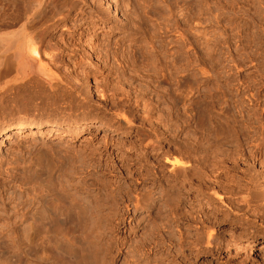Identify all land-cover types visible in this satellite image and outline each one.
<instances>
[{
  "label": "rangeland",
  "instance_id": "obj_1",
  "mask_svg": "<svg viewBox=\"0 0 264 264\" xmlns=\"http://www.w3.org/2000/svg\"><path fill=\"white\" fill-rule=\"evenodd\" d=\"M24 1L25 10V4L37 3ZM71 1H54L69 7L58 16L47 10L40 27L30 19L29 23L37 24H29L26 33L30 31L31 42L37 39L32 43L38 54L28 53L41 72L22 70L13 62L6 75L4 69L0 73V130L36 120L63 126L68 120L73 123L60 137H47L41 131L31 135L28 130L9 132L0 139V264H61L53 261L56 255L66 256L51 251L45 243L32 247L24 244V226L32 220L26 217L17 221L23 213L41 211L42 193L35 184L40 175L52 189L45 192L46 198L58 201V211L68 210L71 215L68 224L73 231L66 245L74 247L75 242L83 241L88 264H184L183 231L187 234L188 264H264L263 219L254 221L255 210L243 203L241 207L230 205L224 189L226 176L214 174L221 181L215 191L225 201L207 190L188 191L183 199L181 191L182 199L167 207L165 200L156 196L160 195L161 183L171 177L170 164L161 160L155 170L152 163L157 152L161 151L160 157L167 150L182 160L178 148L182 132L205 126L214 131L228 127L242 131L243 152H264V147L257 146L259 136L264 137V0ZM7 6L6 0H0L1 34L15 29L9 25L18 18L17 6L13 4L10 10ZM88 10L92 16L104 18L103 28L93 32L88 25L92 18L84 13ZM39 32L40 40L33 37ZM130 37L135 39L128 40ZM156 38L164 39L165 45L156 43ZM160 44L165 47L164 54L158 51L153 55L154 49H163ZM159 55L163 64L157 61ZM128 56L136 62L131 65ZM147 62L151 64L147 66ZM118 109L130 123L115 129ZM206 118L211 124H206ZM86 120L91 126L82 125ZM130 147L133 150L127 152ZM143 151L149 154L147 158L141 157ZM260 160L245 161L240 166L246 172L262 171ZM139 164L141 171L136 170ZM152 171H160L164 179L158 181ZM138 172L148 177L136 179ZM26 180L27 185L23 183ZM150 188L156 192V202L148 209L134 208L128 202L129 213L121 226L116 224L122 211L114 203L122 192L132 195V190L142 193ZM209 196L215 199L211 204L206 202ZM184 207L193 216L188 229L180 219ZM117 211L120 213H114ZM234 211L249 216V220L238 218ZM205 225L224 240L219 253L195 242L196 228ZM157 238L156 246L149 242Z\"/></svg>",
  "mask_w": 264,
  "mask_h": 264
},
{
  "label": "bare ground",
  "instance_id": "obj_2",
  "mask_svg": "<svg viewBox=\"0 0 264 264\" xmlns=\"http://www.w3.org/2000/svg\"><path fill=\"white\" fill-rule=\"evenodd\" d=\"M32 1V0H31ZM54 1L56 0H37V3H33V6L27 5V6H32L30 7L31 9H29L27 11V6L25 4L26 10L22 9L23 4L25 3L24 0H6L7 3V8L10 10L11 6L13 4H15V6H17L18 9V18L15 19V21L11 22L10 26L15 27V29H12L8 32H4V34L0 33V69L2 71H0V73H4L5 71V75L7 70V67L11 66V64L14 62L16 65H18L20 67V69L22 70H26V69H30V71H32L33 68H35L36 72L41 69H36L38 68L35 64V59L32 58L28 52H32L33 54H38L36 51V48L34 46L35 43L34 40H32L31 42V35H29V32L26 33V29L30 26V25H34V23L37 21V23H39V27L41 26L42 22L45 20V14L48 11H52L54 14H52V16H58L60 15L61 11L64 10L63 8H68L69 5H59L57 4V2L55 3ZM71 1V0H70ZM137 1V0H136ZM189 1V0H188ZM206 1V0H205ZM229 1V0H228ZM243 1V0H242ZM253 1V0H252ZM255 1V0H254ZM60 2V1H59ZM72 2V1H71ZM161 2V1H160ZM174 2V1H173ZM214 2V1H213ZM222 2V1H220ZM230 2V1H229ZM263 2V1H262ZM116 3V2H115ZM133 3V2H132ZM180 3V2H179ZM200 3V2H199ZM231 3V2H230ZM237 3V2H236ZM244 3V2H243ZM70 4V3H69ZM121 4V3H120ZM147 4V3H146ZM208 4V3H207ZM110 5V4H109ZM132 5V4H131ZM148 5V4H147ZM114 6V5H113ZM227 6V5H226ZM73 7V6H72ZM121 7V6H120ZM145 7V5L143 6ZM71 8V7H70ZM149 8V7H148ZM173 8V7H172ZM184 8V7H183ZM210 8V7H209ZM225 8V7H224ZM151 9V8H150ZM231 9V8H230ZM243 9V8H242ZM90 10V9H89ZM85 11L84 13L86 14L87 17L92 18L90 24H88L90 27L93 28V32L95 30H100L101 28H103V20L100 17L96 16H92L91 15V11ZM145 10V9H144ZM241 10V9H240ZM17 11V10H16ZM15 11V12H16ZM65 11V10H64ZM84 11V10H83ZM107 11V10H105ZM147 11V10H146ZM13 12V11H12ZM104 12V11H102ZM182 12V11H181ZM200 12V11H198ZM236 12V11H233ZM66 13V12H65ZM96 13V12H95ZM132 13V12H131ZM183 13V12H182ZM187 13V12H186ZM191 14V12H188ZM196 13V12H194ZM244 13V12H243ZM98 14V13H97ZM136 13H134L135 15ZM145 14V13H144ZM174 14V13H173ZM180 14V13H179ZM189 14V15H190ZM242 14V13H241ZM196 15H198L196 13ZM232 15V14H231ZM1 16V15H0ZM16 16V17H17ZM160 16V15H159ZM192 16V15H191ZM190 16V17H191ZM203 16V15H202ZM105 17V16H104ZM140 17V16H139ZM138 17V18H139ZM189 17V18H190ZM215 17V16H214ZM108 18H110L108 16ZM137 18V19H138ZM196 18V17H195ZM1 19V18H0ZM31 20H36L34 23H29ZM44 19V20H43ZM6 20V19H5ZM12 20V19H10ZM48 20V19H47ZM112 20V19H111ZM114 20V19H113ZM112 20V22H113ZM117 20V19H116ZM187 20V19H186ZM8 21V20H7ZM109 21V19L107 20ZM176 21V20H175ZM195 21V20H194ZM203 21V20H202ZM33 22V21H32ZM85 22V21H84ZM87 23L89 21H86ZM111 22V21H110ZM205 22V21H204ZM4 23V22H3ZM9 23V22H8ZM36 23V24H37ZM114 23V22H113ZM176 23V22H175ZM198 23V22H197ZM196 23V24H197ZM203 23V22H202ZM30 24V25H29ZM35 24V25H36ZM110 24V23H109ZM112 24V23H111ZM138 24V23H137ZM177 24V23H176ZM187 24V23H186ZM34 25V26H35ZM113 25V24H112ZM135 25V24H134ZM168 25V24H167ZM188 25V24H187ZM191 25V24H190ZM33 26V28H34ZM110 26V25H109ZM123 26V25H121ZM138 26V25H137ZM144 26V25H143ZM200 26V25H199ZM5 27V26H4ZM44 27V26H43ZM135 27V26H134ZM160 27V26H159ZM37 27H35L36 29ZM107 28V27H105ZM130 28V27H129ZM166 28V26H165ZM195 28V27H194ZM200 28V27H199ZM198 28V29H199ZM32 30V27L30 28ZM29 29V30H30ZM160 29V28H158ZM180 29V28H179ZM42 30V29H41ZM137 30V29H136ZM140 30V29H139ZM142 30V29H141ZM146 30V29H145ZM156 30V29H155ZM162 30V28H161ZM196 30V29H195ZM194 30V31H195ZM143 31V30H142ZM164 31V30H163ZM176 31V30H175ZM178 31V30H177ZM33 32V31H32ZM37 32V31H36ZM41 32V31H40ZM39 33H36L37 36L33 37H37L40 35ZM165 32V31H164ZM168 32V31H167ZM166 32V33H167ZM173 32V30H172ZM141 33V32H140ZM202 33V31L200 32ZM31 34V33H30ZM35 34V35H36ZM39 34V35H38ZM144 34V33H143ZM181 34V33H179ZM162 35V34H161ZM160 35V36H161ZM197 35V34H196ZM91 36V35H90ZM147 36V35H146ZM202 36V35H201ZM157 37V36H155ZM154 37V38H155ZM159 37V36H158ZM183 37V36H182ZM41 38V37H40ZM39 38V40H40ZM86 38V37H85ZM154 38L150 37L151 40H154ZM161 38V37H160ZM164 38V37H163ZM128 39V38H127ZM135 39V38H134ZM130 37V39L128 40H134ZM157 42L156 43H164V39H160L156 38ZM169 39V38H168ZM38 40V41H39ZM172 40V38H171ZM37 41V39H36ZM141 41V40H140ZM170 41V40H169ZM177 41V40H176ZM155 43V41H154ZM33 44V45H32ZM39 44V43H38ZM36 43V45H38ZM117 45L120 43H116ZM153 44V43H152ZM161 47H163L164 45ZM174 44V43H173ZM172 44V45H173ZM144 45V44H143ZM157 45V44H155ZM176 45V44H175ZM178 45V44H177ZM40 46V45H39ZM159 46V44L157 45ZM156 46V47H157ZM169 46V45H168ZM181 46V45H180ZM160 47V46H159ZM157 47V48H159ZM183 47V46H182ZM200 47V46H199ZM120 48V47H119ZM164 48L163 49H154L152 52V54L154 55L153 52L158 53V51L160 52V55L164 54ZM179 48V47H178ZM129 49V48H128ZM171 49V48H170ZM109 50V49H108ZM112 50V49H111ZM114 50V48H113ZM130 50V49H129ZM133 50V49H132ZM146 51V50H145ZM167 51V50H166ZM241 51V49H240ZM244 51V50H243ZM111 52V51H110ZM109 52V53H110ZM137 52V51H136ZM247 52V51H246ZM99 53V52H98ZM112 53V52H111ZM122 53V52H121ZM129 53V52H128ZM132 53V52H131ZM155 53V54H156ZM173 53V52H172ZM190 53V51H189ZM192 53V52H191ZM57 54V53H56ZM176 54V53H175ZM203 54V53H202ZM201 54V55H202ZM240 54V53H239ZM129 55V54H128ZM136 55V54H135ZM144 55V53H143ZM152 55V59H154ZM158 56L160 57V59H157V61L161 62V64H163V58L162 56ZM174 55V54H173ZM192 55V54H191ZM142 56V55H141ZM145 56V55H144ZM151 56V55H150ZM97 57V56H96ZM113 57V56H112ZM115 57V56H114ZM157 57V58H158ZM165 57V56H163ZM182 57V56H181ZM194 57V56H193ZM125 58V57H124ZM127 58V57H126ZM129 58V56H128ZM121 59V58H120ZM130 59V58H129ZM134 59V58H133ZM132 59V60H133ZM156 59V58H155ZM154 59V60H155ZM192 59V58H191ZM127 60V59H126ZM146 60V59H145ZM166 60V58H165ZM178 60V59H177ZM190 60V59H189ZM12 61V62H11ZM116 61V60H115ZM141 61V60H139ZM170 61V60H169ZM182 61V59H181ZM11 62V63H10ZM119 62V61H118ZM122 62V61H121ZM128 62V61H127ZM125 62V63H127ZM130 64L132 65L134 62H131V59L129 60ZM128 62V63H129ZM143 62V61H142ZM142 62L141 65H142ZM154 62L156 61H152L153 64H155ZM159 62V63H160ZM175 62V61H174ZM124 63V64H125ZM147 66H149V64H151V62H147ZM158 63V64H159ZM167 63V62H165ZM171 63V62H170ZM173 63V62H172ZM171 63V64H172ZM191 63V62H189ZM236 63V62H235ZM157 64V62H156ZM155 64V65H156ZM157 64V65H158ZM177 64V61H176ZM127 65V64H125ZM129 65V64H128ZM127 65V66H128ZM130 65V66H131ZM139 65V64H138ZM144 66L146 64H143ZM191 65V64H189ZM136 66V65H134ZM152 66V65H151ZM150 66V67H151ZM154 66V65H153ZM152 66V68H153ZM162 66V65H161ZM160 66V67H161ZM165 66V65H164ZM182 66V65H181ZM18 67V68H19ZM155 67V66H154ZM169 67V66H168ZM183 67V66H182ZM195 67V66H194ZM13 68V66H12ZM17 68V69H18ZM40 68V66H39ZM134 68V67H133ZM156 68H159L158 66H156ZM4 69V71H3ZM6 69V70H5ZM160 69V68H159ZM162 69V68H161ZM168 69V68H167ZM34 71V69H33ZM38 71V72H39ZM146 71V70H145ZM158 71V70H157ZM168 71V70H167ZM41 72V71H40ZM39 72V73H40ZM144 72V70H143ZM147 72V71H146ZM175 72V71H174ZM179 72V71H178ZM149 73V72H148ZM162 73V72H161ZM4 74L2 76H4ZM45 74V73H44ZM139 75V74H138ZM1 76V77H2ZM142 76V75H141ZM140 76V77H141ZM262 76V75H261ZM46 77V76H45ZM138 77V76H137ZM148 78V77H147ZM1 79V78H0ZM123 88V87H122ZM260 106V105H259ZM213 107V106H212ZM203 108V107H202ZM215 109V108H214ZM213 109V110H214ZM119 113H117L116 116H118L119 121L117 126H113L115 127V129H119V127H121V125L123 123L127 124L130 123V119L123 113L121 112V109ZM255 110V109H253ZM251 111V110H250ZM252 112V111H251ZM209 113V112H208ZM203 115V114H202ZM229 115V114H228ZM227 115V116H228ZM207 116V115H206ZM188 117V116H187ZM200 117V116H199ZM202 117V116H201ZM205 117V116H204ZM210 117V116H209ZM226 117V115H225ZM238 118V117H237ZM193 119V118H192ZM207 119V118H206ZM227 119V118H226ZM118 120V119H117ZM209 119H207V123L206 124H211L209 123ZM229 120V119H228ZM199 123L202 122V118L197 120ZM254 121V119H253ZM262 121V120H261ZM64 122V121H63ZM90 120H86L85 123L87 124H82L85 127L91 126L90 124ZM182 122V121H181ZM184 122V121H183ZM182 122V123H183ZM235 122V121H234ZM243 122V121H242ZM66 123L64 126L61 125L59 122H51L49 124L44 123L42 120H36L33 122H24L21 123L19 125L16 126H9V127H4L0 130V139L2 141L3 137L6 136L9 132H15V133H21V132H25L30 130V134L34 135L39 133V131H41V133L44 136L47 137H51V136H63L66 134V132L64 131L65 129H71L72 128V122H70L69 120L64 122ZM186 123V122H184ZM231 123V122H230ZM229 123V124H230ZM258 123V122H256ZM116 124V123H115ZM124 124V125H125ZM228 124V123H227ZM226 124V125H227ZM254 124V123H253ZM77 125V124H75ZM99 126V124H96ZM114 125V124H113ZM215 125V124H214ZM133 126V125H132ZM232 126V124H231ZM125 127V126H124ZM187 127V126H186ZM217 127V126H216ZM261 127V126H260ZM182 128V127H181ZM214 128V127H213ZM222 128V127H221ZM220 128V129H221ZM226 128V126H225ZM255 128V127H254ZM259 128V127H258ZM43 129V130H41ZM196 129V128H195ZM237 129V128H236ZM263 129V128H262ZM114 131V129H112V132ZM127 132L129 133V131L127 130ZM242 131H233L231 130L230 127L226 128L225 130L221 129V130H217L214 131L210 128H208L207 126H205L204 128H199L197 130L192 131L191 133H188L187 131L182 132L183 137L179 142V147L177 145L179 149V154L182 156V160L176 158L175 156H172L169 152V150L165 151L163 156L159 157V155L161 154V151L157 152L155 154V158L154 160H152L153 166L155 168V170L159 167V163L160 161H164L165 163L170 164V167L168 168V170L170 171L171 177L167 179L166 182H163V184L161 183L162 187H161V191H160V195L156 196L159 197L161 199H164L165 202L167 203V207H171V205H173L174 203L179 202L182 198H181V191L182 194L184 195L183 199H185L186 197V193L188 191H209V193L212 195L214 194L216 197H218L220 200H224V197L221 194H217L215 189L217 187H221V184H219L221 181L220 179L216 178V175H214L215 173H217V175L223 174L226 177V183H225V188L228 191V202L230 203V205L237 207L239 204L243 203L246 207H251L253 209V211L255 210V213H253V219L254 221H257V218H261L263 219V222H261V226L264 228V152H262L261 150H259L258 152L255 151H247L246 148L243 152L244 149H242V142L243 141V133H241ZM262 132V131H261ZM110 134V132H108ZM125 135H128L127 133H125ZM175 135V134H174ZM246 135V134H245ZM260 135V134H259ZM263 135V134H262ZM262 135L259 136L260 138V142L258 143V148H262L264 147V137H262ZM248 136V134H247ZM250 136V135H249ZM145 138V137H144ZM148 138V137H146ZM149 140V139H148ZM251 142V141H249ZM249 144V143H248ZM148 144L144 145L143 148H147ZM177 149V148H176ZM131 150H133V147H130L129 149L127 148L126 151L130 152ZM178 150V149H177ZM258 150V149H257ZM138 153V152H137ZM140 153V152H139ZM153 153V152H152ZM141 157L143 158H147L149 156L148 153H146V151H143L140 153ZM171 155V156H170ZM260 155V156H259ZM258 159L260 160V163L263 167L262 171H254L251 172L248 171L246 172L244 170L243 167L240 166V164L242 162H252V161H257ZM126 162L129 161V157H126L124 159ZM151 163V162H150ZM142 165L139 164V166L137 167L136 170H140ZM48 170V168H46ZM45 169V170H46ZM46 170V173L48 172ZM248 170V168H247ZM51 171V170H50ZM148 171V170H147ZM161 171V170H160ZM160 171L158 172H151L152 175H154L158 181H162L164 178L159 174ZM240 172V174H239ZM147 174V172H146ZM40 175V174H39ZM40 176H36L37 178V182L35 183L36 185H38L39 188V192L42 193L41 194V199H40V204H42V208L39 206V209L41 208V211H34L32 213H29V215H26V213H23V215L21 214V217L19 218V220L17 222H21L23 218L26 219V217H29V220L31 219L32 222H28L30 224H28L27 226L25 225L24 231H26L27 233L24 232V235H26V237L23 238L21 242H24V244H31L36 246V244H38L39 242H41V244L43 245L44 243L46 244V246H50L51 251L55 252L56 254L60 253L62 255H66V256H60L58 257L56 255V260L54 259L53 261H60L61 264H88L89 259L86 258V247L83 243V241L78 240L77 242H75L77 247H73V245L70 247L69 245H66V243L68 241L69 237H71V232L73 231V228L71 227V225H69L68 223L71 220V215L69 212L65 211V212H59L58 211V205L59 203H57L58 201L54 200V199H47L46 198V191L48 190H52L48 187V185L45 182V179L43 177ZM49 176V175H48ZM147 175L141 174V172H138L136 174V179H140V180H144ZM135 178V177H134ZM228 178V179H227ZM24 180V179H23ZM225 181V179H223ZM222 180V181H223ZM144 182V181H143ZM24 184H28L29 181H23ZM157 183V182H156ZM223 183V182H222ZM22 184V183H21ZM155 185V184H154ZM52 187V186H51ZM55 186H53L52 188H54ZM37 188V187H36ZM37 188V189H38ZM35 190V189H34ZM59 190V189H58ZM55 191V190H54ZM60 191V190H59ZM121 191V190H120ZM129 191V190H128ZM133 194L130 195L127 192H122L120 198H119L114 204L115 207H117L118 211H122L120 212H114L116 214L120 213V219H118V221L116 222V224H118L119 226L122 225V222L125 220V215H127L130 211L129 208V204H127L128 202L132 203V206L134 208H145L148 209L150 208L156 201V197L155 194L156 192L153 189H144L142 191V193L136 192L135 190H132ZM135 191V192H134ZM157 191V190H156ZM175 191H177V193H175ZM38 192V193H39ZM53 192V191H52ZM240 192H242L240 195ZM49 194V193H48ZM237 195V197H236ZM55 196V195H54ZM61 196V194H60ZM214 196V198H215ZM53 197V196H52ZM50 198V197H49ZM59 198V197H58ZM61 199V198H60ZM69 199V198H68ZM127 200V202H125V200ZM67 200V199H66ZM163 200V201H164ZM61 202H63L62 200H60ZM68 201V200H67ZM213 201H215V199H213L212 197H207L206 202L211 204ZM225 201V200H224ZM82 202V201H81ZM228 203V204H229ZM69 204V203H68ZM64 207V205H61V207ZM71 206V205H70ZM69 206V207H70ZM77 206V204H76ZM80 206V205H79ZM82 206V205H81ZM240 206V205H239ZM241 207V206H240ZM82 208V207H81ZM184 209L182 211V213H180V219L181 222L185 225V229L189 228V223L192 220L191 216L192 214H190L191 211L187 210L185 207L182 208ZM239 209V207H238ZM113 210H115V208H113ZM257 210V211H256ZM116 211V210H115ZM235 212V211H234ZM28 213V212H27ZM83 213V212H82ZM93 213V212H92ZM99 213V212H98ZM151 213V212H150ZM247 213V212H246ZM235 216H237L238 218L241 219H245V220H249V216H242L243 214L240 212H235L234 213ZM256 214V215H255ZM86 215V214H85ZM115 216V215H114ZM119 216V215H118ZM17 218V219H18ZM28 219V218H27ZM30 220V221H31ZM103 219H101L102 221ZM252 220V219H251ZM250 220V221H251ZM260 220V219H259ZM15 222V221H14ZM13 222V223H14ZM194 222V221H193ZM73 223V222H72ZM80 223V222H79ZM86 223V222H85ZM92 223V222H91ZM71 224V223H70ZM74 224V223H73ZM82 224V222H81ZM86 225V224H84ZM91 225V224H90ZM99 225V224H98ZM102 225V224H101ZM95 226V225H94ZM209 225H205V226H198L196 229V237H195V242L197 244H201V242L204 243L205 247L208 248V251L211 252H215V253H219L222 249H223V239L218 238L215 233H213L212 230H210L211 228L209 227ZM92 227V226H91ZM16 228V227H15ZM207 228V230H206ZM12 229V228H11ZM22 229V228H21ZM60 229V230H59ZM57 230H59V234L56 232ZM81 230V229H80ZM13 231V229H12ZM96 231V230H95ZM215 231V230H214ZM93 232V231H92ZM88 233V232H87ZM20 234V233H19ZM22 234V233H21ZM13 236V235H12ZM90 236V235H89ZM15 237V235H14ZM16 238V237H15ZM73 238V237H72ZM74 239V238H73ZM158 238L156 240H148L149 242H153V245L156 246L159 242L157 241ZM168 240V239H167ZM181 244H182V248H183V252H184V264H188L186 261V256H187V234L185 231H183L182 235H181ZM90 241V240H89ZM147 241V242H148ZM171 241V240H170ZM17 242V241H16ZM28 242V243H27ZM146 242V245L148 244ZM150 243V244H151ZM171 243V242H169ZM44 244V246H45ZM123 244V243H122ZM143 244V243H142ZM22 245V243H21ZM118 245V244H117ZM116 245V246H117ZM235 245V244H234ZM39 246V245H38ZM26 247V245H25ZM144 247V246H143ZM34 248V247H33ZM33 248L31 249L32 252L35 251L33 250ZM46 248V247H45ZM29 250V249H28ZM48 250V249H47ZM149 250V249H148ZM140 251V250H139ZM142 251V250H141ZM150 251V250H149ZM153 251V250H152ZM186 251V252H185ZM30 252V251H29ZM45 252V251H44ZM50 252V251H48ZM25 253L26 252L25 250ZM34 253V252H33ZM142 253V252H141ZM147 253V250H146ZM36 254V252H35ZM26 255V254H25ZM28 255V254H27ZM30 255V253H29ZM149 255V254H148ZM42 258V257H41ZM77 258H80V260H78ZM144 258V257H143ZM73 259H77L73 260ZM146 259V258H145ZM148 259V258H147ZM50 261V260H49ZM57 261V262H58ZM147 261V260H146ZM49 263V262H48ZM53 263V262H52ZM143 263V262H142ZM141 263V264H142ZM151 263V262H150ZM91 264V263H90ZM98 264V263H97ZM134 264H139V262H135ZM143 264H148V263H143Z\"/></svg>",
  "mask_w": 264,
  "mask_h": 264
}]
</instances>
